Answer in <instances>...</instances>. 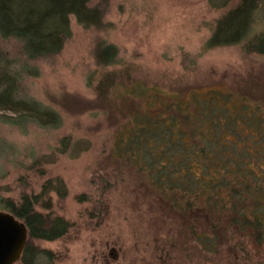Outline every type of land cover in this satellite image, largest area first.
I'll use <instances>...</instances> for the list:
<instances>
[{
	"label": "rangeland",
	"instance_id": "rangeland-1",
	"mask_svg": "<svg viewBox=\"0 0 264 264\" xmlns=\"http://www.w3.org/2000/svg\"><path fill=\"white\" fill-rule=\"evenodd\" d=\"M101 2V25L84 28L71 16V35L58 54L27 60L19 41L0 36V66L8 61V71L28 69L19 77L16 96L35 100L61 119L56 129L0 122V199L17 201L23 193L39 194L48 181L62 182L60 194L51 191L39 199V205L50 199V212L70 224L58 240L35 241L53 252L52 264H264V243L237 235L215 254L196 252L192 240L188 247L177 214L143 173L112 150L132 116L149 103L160 108L152 101L157 93L205 96L215 89L264 95V53L251 43L264 34V0L256 1L243 40L218 46H208L217 21L242 0H92L91 5ZM101 42L117 49L110 65L95 61ZM132 88L139 94L131 96ZM237 99L230 106H239ZM64 138L74 143V152H61ZM85 141L90 148L74 156Z\"/></svg>",
	"mask_w": 264,
	"mask_h": 264
},
{
	"label": "trees",
	"instance_id": "trees-1",
	"mask_svg": "<svg viewBox=\"0 0 264 264\" xmlns=\"http://www.w3.org/2000/svg\"><path fill=\"white\" fill-rule=\"evenodd\" d=\"M257 0H242L216 23L208 46L237 44L252 22ZM92 0H0V36L22 45L27 60L58 54L70 37V17L84 28L102 23V2ZM251 42V41H249ZM252 48L264 53V34L254 39ZM250 43V45H251ZM117 56L111 44H97L94 58L99 65H110ZM9 62L0 66V122L25 127L56 129L58 114L33 99L16 96L21 71H8ZM139 94L132 88L131 96ZM153 98L140 116L134 115L114 138L112 150L147 177L148 184L161 201L179 217V232L188 247L201 254H215L237 235L253 244L264 243V95H234L215 89L201 96L188 95ZM237 96L239 106H230ZM162 98V99H160ZM74 143L62 139L61 152H74ZM84 147L74 156L87 151ZM86 144V145H85ZM60 152V150H59ZM41 164V162H35ZM44 172L41 171L40 176ZM53 186V187H52ZM62 182L48 181L39 194L23 193L19 200L0 199V208L23 221L28 230L27 243L15 264H52L51 251L40 249L35 241H55L66 235L70 224L53 215L50 199L40 204L45 194H60ZM54 188V189H53ZM65 194V193H64ZM64 194L62 196H64ZM40 206L42 210L36 207ZM230 232V234H229ZM221 240V236L228 235ZM179 236V235H178ZM239 240V239H238ZM244 242V241H243ZM239 244V243H238Z\"/></svg>",
	"mask_w": 264,
	"mask_h": 264
},
{
	"label": "water",
	"instance_id": "water-1",
	"mask_svg": "<svg viewBox=\"0 0 264 264\" xmlns=\"http://www.w3.org/2000/svg\"><path fill=\"white\" fill-rule=\"evenodd\" d=\"M25 223L8 211L0 210V264H15L27 243Z\"/></svg>",
	"mask_w": 264,
	"mask_h": 264
}]
</instances>
